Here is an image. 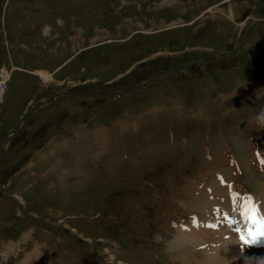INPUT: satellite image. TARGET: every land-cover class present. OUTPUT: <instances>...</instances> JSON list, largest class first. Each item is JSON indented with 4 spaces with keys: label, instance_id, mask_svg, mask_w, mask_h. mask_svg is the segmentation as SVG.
<instances>
[{
    "label": "rangeland",
    "instance_id": "rangeland-1",
    "mask_svg": "<svg viewBox=\"0 0 264 264\" xmlns=\"http://www.w3.org/2000/svg\"><path fill=\"white\" fill-rule=\"evenodd\" d=\"M2 71L0 264H194L264 190V0H0Z\"/></svg>",
    "mask_w": 264,
    "mask_h": 264
},
{
    "label": "bare ground",
    "instance_id": "bare-ground-1",
    "mask_svg": "<svg viewBox=\"0 0 264 264\" xmlns=\"http://www.w3.org/2000/svg\"><path fill=\"white\" fill-rule=\"evenodd\" d=\"M5 81L2 71L0 107L4 104ZM226 194L225 205L210 208L176 228L168 242L174 260L186 261L194 251L201 255L194 264H264V239L253 243L264 236V190L254 198L232 189ZM234 218H239L245 228L238 230Z\"/></svg>",
    "mask_w": 264,
    "mask_h": 264
},
{
    "label": "water",
    "instance_id": "water-1",
    "mask_svg": "<svg viewBox=\"0 0 264 264\" xmlns=\"http://www.w3.org/2000/svg\"><path fill=\"white\" fill-rule=\"evenodd\" d=\"M164 78H168L167 76L166 77H164ZM158 79H160V78H158ZM158 79H156V80H158ZM153 79H151V81H152ZM98 94L100 93V92H97ZM0 152H1V157H0V162H1V160H2V156L4 155V149H3V145H1L0 144Z\"/></svg>",
    "mask_w": 264,
    "mask_h": 264
},
{
    "label": "clouds",
    "instance_id": "clouds-1",
    "mask_svg": "<svg viewBox=\"0 0 264 264\" xmlns=\"http://www.w3.org/2000/svg\"><path fill=\"white\" fill-rule=\"evenodd\" d=\"M260 123H261V126H264V114H262L260 117Z\"/></svg>",
    "mask_w": 264,
    "mask_h": 264
},
{
    "label": "snow or ice",
    "instance_id": "snow-or-ice-1",
    "mask_svg": "<svg viewBox=\"0 0 264 264\" xmlns=\"http://www.w3.org/2000/svg\"><path fill=\"white\" fill-rule=\"evenodd\" d=\"M261 239H264V236H261V237L258 238L257 240L253 241V243H259Z\"/></svg>",
    "mask_w": 264,
    "mask_h": 264
},
{
    "label": "flooded vegetation",
    "instance_id": "flooded-vegetation-1",
    "mask_svg": "<svg viewBox=\"0 0 264 264\" xmlns=\"http://www.w3.org/2000/svg\"><path fill=\"white\" fill-rule=\"evenodd\" d=\"M86 121V120H85ZM84 121L82 120V123H83Z\"/></svg>",
    "mask_w": 264,
    "mask_h": 264
}]
</instances>
